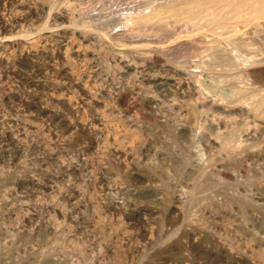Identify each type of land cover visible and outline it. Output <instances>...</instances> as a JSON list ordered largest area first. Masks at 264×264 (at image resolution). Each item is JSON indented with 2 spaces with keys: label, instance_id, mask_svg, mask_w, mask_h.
I'll return each mask as SVG.
<instances>
[{
  "label": "rangeland",
  "instance_id": "rangeland-1",
  "mask_svg": "<svg viewBox=\"0 0 264 264\" xmlns=\"http://www.w3.org/2000/svg\"><path fill=\"white\" fill-rule=\"evenodd\" d=\"M14 1L0 5L6 23L20 19L0 38V264H264V112L252 110L264 96V19L228 20L242 0L218 11L225 29L208 20L226 0L192 16L181 8L188 0ZM168 6L181 14L133 21ZM82 26L90 41H81ZM34 51L38 88L8 73ZM22 99L45 117H31ZM51 112L80 131L49 125Z\"/></svg>",
  "mask_w": 264,
  "mask_h": 264
},
{
  "label": "bare ground",
  "instance_id": "bare-ground-1",
  "mask_svg": "<svg viewBox=\"0 0 264 264\" xmlns=\"http://www.w3.org/2000/svg\"><path fill=\"white\" fill-rule=\"evenodd\" d=\"M14 1V0H13ZM13 1L12 0H6V4H8L9 6H10V4L12 5V3H13ZM25 1V0H24ZM51 1V0H50ZM53 1V0H52ZM51 1V2H52ZM56 1V0H55ZM204 1H206V0H188L187 2H183V5H184V7H181V8H185V10H186V13L184 12V11H182V15H183V12H184V15L185 16H192V14H195V13H197L199 10H201L202 9V7L203 6H206L208 3L209 4H212V2H211V0L209 1H206V3L204 2ZM236 0H226V2H224L222 5L220 4V1H218L219 3H217V4H219L218 6H217V11H215V13H211V17L209 18V20H208V22L209 23H214L215 24V22L217 23V22H219V20H220V18L217 16V15H219L218 14V11H220L222 8H225L226 7V5H228V4H231V6H232V3L233 2H235ZM1 2H2V0H0V5H1ZM15 2V1H14ZM17 3H21V2H18V0L16 1ZM178 2V1H177ZM214 2V1H213ZM223 2V1H222ZM221 2V3H222ZM3 3V2H2ZM5 3V2H4ZM16 3V4H17ZM48 3H50V2H48ZM161 3V2H160ZM240 4H238L237 5V7H236V9H235V12H234V14L231 16V19H228L226 16V18L228 19V20H242L243 22H251V21H254V22H257V20H259V19H264V0H242L241 2H239ZM22 4V3H21ZM46 4V3H45ZM55 4V3H54ZM57 4H58V1H57ZM171 4V3H170ZM180 4V3H179ZM209 4H208V8H209ZM216 4V2H214V5ZM69 5V4H68ZM68 5H66L64 8H63V10L62 9H60V13H62L61 12V10L64 12V14L65 15H68L69 17L70 16H72L73 14L71 13L72 12V7H69ZM173 5H175V4H173ZM213 5V4H212ZM221 5V6H220ZM234 5H235V3H234ZM9 6H7L6 5V7H9ZM18 6V5H17ZM23 6V5H22ZM159 6V5H158ZM75 7V6H74ZM156 7V6H155ZM161 7V6H160ZM162 7H164V6H162ZM177 7V6H176ZM188 7H189V9H188ZM206 7V10L208 9ZM5 8V7H4ZM11 8H13V7H11ZM11 8L9 9L8 8V10H11ZM15 8H16V6H15ZM35 8V7H34ZM41 8H43V7H41ZM41 8H40V10H41ZM59 8V7H58ZM61 8V7H60ZM144 8V7H143ZM233 8H234V6H233ZM5 9H7V8H5ZM74 9V8H73ZM214 9H215V7H214ZM13 10H15V9H13ZM30 10V9H29ZM49 11H50V9H48ZM180 10V7H178V9L176 10L175 9V6L173 7V6H168V7H166V8H160L159 10L157 9V10H153V11H150L149 13H142V15H140L136 20H134L133 19V21H136V23L137 24H143V25H146V24H149V23H151V22H153V21H161V20H163V19H165V18H175L176 17V15H177V13H180V12H176V11H179ZM234 10V9H233ZM232 10V11H233ZM2 11V10H1ZM1 11H0V38H5L6 36L5 35H7V31H8V27L10 28V30H11V28L13 29V27H15L16 25H17V23L20 21V19L18 18V16H16V15H13V17L11 18V23H6V21L4 20V18H3V15L2 14H4L3 12H2V14H1ZM16 11V10H15ZM17 11H19V10H17ZM54 11V10H53ZM141 11V10H140ZM139 11V12H140ZM13 11L11 10V14H14V13H12ZM32 12V11H31ZM43 12H44V10H43ZM142 12V11H141ZM146 12V11H145ZM203 12V11H202ZM28 13H29V11H28ZM34 13V12H33ZM6 15H7V13H5ZM4 14V15H5ZM8 14H9V12H8ZM181 14V13H180ZM21 15V14H20ZM24 15H26V14H24ZM36 14H34V16H35ZM75 15H77V14H75ZM130 15V14H129ZM139 15V14H138ZM183 15V16H184ZM8 16V15H7ZM26 17H27V15H26ZM30 17V16H29ZM177 17H179V15L177 16ZM194 17V16H193ZM197 17V16H196ZM228 17H230V16H228ZM9 18V19H10ZM24 18H25V16H24ZM189 18V17H188ZM192 18V17H191ZM191 18H189L188 20L190 21L191 20ZM6 19L8 20V17H6ZM31 19V18H30ZM117 19V18H116ZM131 19V18H130ZM130 19H129V21H130ZM172 19V20H173ZM185 18H183V20H184ZM19 20V21H18ZM24 20H27V18L26 19H24ZM24 20H22V18H21V21H24ZM32 20V19H31ZM51 19L49 18V21H50ZM132 20V19H131ZM171 20V21H172ZM179 20V19H178ZM182 20V19H181ZM187 20V21H188ZM205 20V19H204ZM81 21V20H80ZM128 21V20H127ZM166 22H169L168 20H165ZM177 21V20H176ZM195 21V20H194ZM206 21V20H205ZM46 22H47V20H46ZM157 22V23H158ZM200 22V21H199ZM207 22V23H208ZM20 23V22H19ZM50 23V22H49ZM56 23V22H55ZM68 23V22H67ZM186 23V22H185ZM220 23V22H219ZM218 23V24H219ZM45 25L44 26H39V27H43L42 29H43V31H44V33H48L49 31L51 32V30L50 29H53L54 27L52 26V28H50V27H48V25L46 24V23H44ZM54 24V23H53ZM74 24V23H73ZM72 24V25H73ZM128 23H126V25H127ZM131 24V23H130ZM137 24H135V26H133L132 28H134L135 27V29L138 27H136V25ZM163 24V23H162ZM183 24H184V22H183ZM257 24V23H256ZM256 24L254 25V26H256ZM31 25V24H30ZM43 25V24H42ZM52 25V23H50L49 24V26H51ZM55 25V24H54ZM58 25V24H57ZM75 25V24H74ZM84 25V24H83ZM86 25V24H85ZM121 25V24H120ZM139 25V26H140ZM159 25V24H158ZM178 25V24H177ZM20 26V25H19ZM87 26V25H86ZM86 26H82V28H78L79 29V31H81V34H80V36H81V41H82V39H85V37H86V35L87 34H89L90 32H91V30H90V32L88 33H86V31H88L87 30V28H86ZM160 26H161V24H160ZM163 26V25H162ZM165 26V25H164ZM219 26H221L220 28H223V29H225V25H222L221 23H220V25ZM76 27V26H75ZM104 27V26H103ZM208 27V26H207ZM15 28H17V26L15 27ZM14 28V29H15ZM20 28V27H19ZM37 28V27H36ZM94 28V27H93ZM140 28H141V26H140ZM139 28V29H140ZM199 28H202V27H199ZM229 28V27H228ZM14 29H13V31L12 32H14ZM18 29V28H17ZM28 29V28H27ZM40 29V28H39ZM38 29V30H39ZM59 29V28H58ZM68 29H69V27H68ZM73 29V28H72ZM129 29V28H128ZM131 29V28H130ZM142 29V28H141ZM191 29V28H190ZM195 29V28H194ZM231 29V28H230ZM233 29V28H232ZM231 29V30H232ZM235 29V28H234ZM16 30V29H15ZM35 30H37V29H35ZM66 30V29H65ZM77 30V29H76ZM101 30V29H100ZM198 30H200V29H198ZM229 30V29H228ZM17 31V30H16ZM24 31V30H23ZM31 31V30H30ZM54 31V30H53ZM63 31V30H62ZM67 31V30H66ZM78 31V32H79ZM129 31V30H128ZM131 31H132V29H131ZM134 31V30H133ZM140 31V30H139ZM144 31H146V30H144ZM147 31H148V29H147ZM146 31V32H147ZM196 31V30H195ZM7 32V33H6ZM11 32V33H12ZM27 32V31H26ZM39 32H40V30H39ZM99 32V31H98ZM142 32V31H141ZM188 32V31H187ZM224 32V31H223ZM6 33V34H5ZM28 33V32H27ZM74 33V32H73ZM121 33V32H120ZM137 33V32H136ZM193 33H194V31H193ZM192 33V34H193ZM212 33V32H211ZM218 33V32H217ZM9 34H10V32H9ZM25 34V33H24ZM23 34V35H24ZM33 34V33H32ZM34 34H36V33H34ZM70 34V33H69ZM91 34V33H90ZM99 34H100V32H99ZM104 34V33H103ZM167 34V33H166ZM187 34V33H186ZM190 34V33H189ZM195 34V33H194ZM197 34V33H196ZM202 34V33H201ZM220 34H222V33H220ZM16 35V34H15ZM28 35H30V33L28 34ZM28 35H24V39H21L22 41L24 40H26V38H28V37H26V36H28ZM41 35V34H40ZM39 35V36H40ZM72 35H74V34H72ZM71 35V37H73ZM75 35H77V34H75ZM78 35H79V33H78ZM93 35V34H92ZM119 35V34H118ZM122 35V34H121ZM120 35V36H121ZM10 36V35H9ZM31 36V35H30ZM33 36V35H32ZM31 36V37H32ZM37 36V35H36ZM79 36V37H80ZM115 36H117V35H115ZM144 36V35H143ZM153 36V35H152ZM170 36V35H169ZM235 36V35H234ZM14 37V36H13ZM30 37V38H31ZM78 37V36H77ZM78 37V38H79ZM88 37V36H87ZM86 37V39H88ZM96 37H99L97 34H96ZM95 37V38H96ZM105 37H107V36H105ZM109 37V36H108ZM145 37H146V35H145ZM158 37V36H157ZM190 37V36H189ZM199 37V36H198ZM33 38V37H32ZM34 38H35V36H34ZM93 37H91V40H93L92 39ZM94 38V39H95ZM133 38V37H132ZM132 38H131V40H132ZM236 38V37H235ZM71 39V38H70ZM74 38H72V40H73ZM103 39V38H102ZM108 39V38H107ZM112 39V38H111ZM115 39V38H114ZM126 39V38H125ZM135 39V38H134ZM2 40V39H1ZM0 40V41H1ZM11 40V39H10ZM9 39L8 40H5L4 42H7V43H10L11 41H10ZM33 40H37V39H33ZM33 40L31 39V41L33 42ZM41 40H43V39H41ZM89 41H90V39H88ZM87 40V41H88ZM97 40H98V38H97ZM149 40V39H148ZM168 40V39H167ZM228 40V39H227ZM233 40V39H232ZM31 41H30V44H31ZM86 41V42H87ZM125 41V40H124ZM195 41V40H194ZM213 41H215V40H213ZM221 41V40H220ZM222 41H223V38H222ZM231 41V40H230ZM236 41V40H235ZM16 42V41H15ZM18 42V41H17ZM36 42V41H35ZM99 42V41H98ZM103 42V41H102ZM125 42H127V41H125ZM139 42V41H138ZM3 43V42H2ZM12 43V42H11ZM63 43H64V41H63ZM85 43V42H84ZM89 43V42H88ZM110 43V42H109ZM108 43V44H109ZM128 43V42H127ZM133 43H134V40H133ZM140 43V42H139ZM237 43V42H236ZM18 44H19V42H18ZM26 44V43H25ZM28 44H29V39H28ZM48 44H49V42H48ZM93 44V43H92ZM129 44H131V43H129ZM128 44V45H129ZM135 44H137V43H134V45ZM141 44H143V43H141ZM145 44H147V43H145ZM144 44V45H145ZM215 44V43H214ZM239 44H240V42H239ZM243 44H244V42H243ZM13 45H16V43L15 44H13ZM120 45H123L122 43L120 44ZM127 45V46H128ZM131 45H133V44H131ZM134 45H133V47H134ZM140 45V44H139ZM158 45V44H157ZM173 45V44H172ZM17 46V45H16ZM31 46V45H30ZM44 46V45H43ZM118 46V45H117ZM137 46H138V44H137ZM143 46V45H142ZM162 46V45H161ZM67 48V50L68 51H71L72 53H74L76 56H83V54L84 53H82V48H81V44L79 45V44H77L76 42H74V41H67L65 44H64V48ZM87 47V46H86ZM90 47V46H89ZM132 47V48H133ZM143 47H145V46H143ZM238 47V46H237ZM10 48V47H9ZM12 48V47H11ZM25 48V47H24ZM27 48H28V46H27ZM31 48V47H30ZM29 48V49H30ZM117 48V47H116ZM138 49H141L142 47L141 46H138L137 47ZM168 48V47H167ZM170 48H171V46H170ZM210 48V47H209ZM55 49V48H54ZM56 49H57V47H56ZM86 49V48H85ZM129 49H131V48H129ZM144 49V48H143ZM212 49H213V47H212ZM4 50V49H3ZM46 50V49H45ZM58 50V49H57ZM56 50V51H57ZM134 50H135V48H134ZM167 50V49H166ZM207 50V49H206ZM236 50V49H235ZM24 51V50H23ZM48 51V50H47ZM55 51V52H56ZM65 51V50H64ZM129 51V50H128ZM169 51V50H168ZM216 51V50H215ZM59 52V51H58ZM122 52V51H121ZM130 52V51H129ZM128 52V53H129ZM131 52H132V50H131ZM142 52V51H141ZM146 52H147V50H146ZM149 52V51H148ZM166 52V51H165ZM11 53V52H10ZM57 53V52H56ZM135 54H136V52H134ZM159 53V52H158ZM47 54V53H46ZM51 54V53H50ZM53 54V53H52ZM138 54V53H137ZM141 54V53H140ZM142 54H143V52H142ZM141 54V55H142ZM160 54V53H159ZM42 55V54H41ZM45 55V54H44ZM48 55V54H47ZM108 55V54H107ZM118 55V54H117ZM145 55V53L143 54V56ZM147 55V54H146ZM145 55V56H146ZM37 56V53L34 51V52H30V53H26V54H21L20 55V57L19 58H17V61H15V60H13V61H15V62H13L12 63V67H11V69H12V71H10V72H8L7 70V72L10 74V75H13L14 77H17V79H18V81L21 83V85L23 86H27V87H34V88H38V87H43V85H42V83H40V81H38V79H35V78H37V76H38V74H39V70H38V68H37V65L34 63V61H33V58H35ZM60 56V55H59ZM67 56V55H66ZM66 56H64V58L66 57ZM138 56H139V54H138ZM153 56H154V54H153ZM169 56V55H168ZM54 57V56H53ZM56 57V56H55ZM58 57V56H57ZM108 57V56H107ZM124 56H122V58H123ZM149 57V56H148ZM156 57V56H155ZM228 57V56H227ZM42 58H45V57H42ZM62 58H63V56H62ZM63 58V59H64ZM113 58V57H112ZM122 58L120 57V55H118V56H114V59L116 60V61H118V62H120L121 64H122V62L124 61V63H125V59L122 61ZM125 58V57H124ZM137 58V57H136ZM141 58V57H140ZM144 58V57H143ZM153 58V57H152ZM14 59V58H13ZM36 59V58H35ZM39 59H41V57L40 58H38V60ZM49 59V58H48ZM50 59H52V57H50ZM54 59V58H53ZM66 59H67V57H66ZM72 59H74L73 57H72ZM145 60H146V58H144ZM154 59V58H153ZM162 59H165V58H162ZM41 60H43V59H41ZM57 60V59H56ZM55 60V61H56ZM65 60V59H64ZM85 60V59H84ZM113 60V59H112ZM137 60H139V59H137ZM160 60V59H159ZM49 61V60H48ZM47 61V62H48ZM78 61V60H77ZM142 61H144V60H142ZM153 61V60H152ZM157 61V60H156ZM37 62H39V61H37ZM52 62V61H51ZM54 62V61H53ZM106 62V61H105ZM112 62V61H111ZM7 63V62H6ZM11 63V62H10ZM9 63V64H10ZM55 63V62H54ZM116 63V62H115ZM127 63V62H126ZM125 63V64H126ZM129 63V62H128ZM137 63V62H136ZM142 63V62H141ZM140 63V64H141ZM153 63V62H152ZM151 63V64H152ZM49 64V63H48ZM47 63H46V65H48ZM108 64V63H107ZM114 64V63H113ZM124 64V65H125ZM133 64H134V62H133ZM154 64V63H153ZM7 65H8V63H7ZM51 65H53V64H51ZM56 65V64H55ZM116 65V64H115ZM118 65V64H117ZM117 65L115 66V67H117ZM129 65H131V64H129ZM236 65V64H235ZM9 66V65H8ZM8 66L6 67V68H8ZM42 66V65H41ZM77 66V65H76ZM133 66V65H132ZM131 66V67H132ZM140 66V65H139ZM143 67H145V66H147V64L144 66V62H143V65H142ZM160 66V65H159ZM178 66V65H177ZM184 66V65H183ZM49 67V66H48ZM127 67V66H126ZM5 68V67H4ZM40 68V67H39ZM54 68V67H53ZM122 68V67H121ZM128 68V67H127ZM140 68V67H139ZM149 68V67H148ZM147 68V69H148ZM19 69H28L29 71H30V75L29 76H25L24 74H23V72H21V70L19 71ZM46 69V68H45ZM45 69H42L41 71V73H43L44 72V70ZM82 69V68H81ZM117 69V68H116ZM133 69H137V67H135L134 66V68ZM142 69V68H141ZM143 69H145V68H143ZM154 69V68H153ZM152 69V70H153ZM48 70H49V68H48ZM52 70V69H51ZM118 70V69H117ZM116 70V71H117ZM128 70V69H127ZM46 71V70H45ZM50 71V70H49ZM67 70H65V72H66ZM69 71V70H68ZM67 71V73H69ZM121 71H123V70H121ZM139 71V70H138ZM148 71V70H147ZM155 71V70H154ZM129 72H130V70H129ZM135 72H136V70H135ZM145 72H146V70H145ZM6 73V72H5ZM26 73H27V71H26ZM46 73V72H45ZM144 73V72H143ZM164 73V72H163ZM162 73V74H163ZM51 74H53L52 72H51ZM57 74V72L56 73H54L53 75H56ZM58 74H60V72H58ZM142 74V73H141ZM145 74V73H144ZM143 74V75H144ZM27 75V74H26ZM132 75V74H131ZM138 75V74H137ZM152 75H154V74H152ZM173 75V74H172ZM7 76V75H6ZM69 77H70V74L68 75ZM134 76V75H133ZM140 76V75H139ZM147 76V75H146ZM155 76V75H154ZM154 76H152L151 78H149V79H147L148 81L149 80H154L155 78H154ZM163 76V75H162ZM9 77V76H8ZM12 77V76H11ZM49 77V76H48ZM64 77V76H63ZM63 77H61L60 79H59V81H57V82H59V83H61V81H62V78ZM69 77H67V79L69 78ZM143 77V76H142ZM160 77V76H159ZM179 77V76H178ZM44 78V77H43ZM47 78V77H46ZM45 78V79H46ZM54 78L56 79V77L54 76ZM59 78V77H58ZM65 78V77H64ZM82 78V77H81ZM135 78V77H134ZM148 78V77H147ZM14 79V78H13ZM16 79V78H15ZM160 79V78H159ZM40 80V79H39ZM76 80V79H75ZM80 80V79H79ZM118 80V79H117ZM144 80V79H143ZM18 81H16V83L18 82ZM51 81V80H50ZM142 81V80H141ZM151 81H150V83H151ZM175 81V80H174ZM18 82V83H19ZM51 82H53V81H51ZM55 82V81H54ZM64 82V81H63ZM79 82V81H78ZM78 82H77V84H78ZM136 82V81H135ZM154 82V81H153ZM184 82V81H183ZM200 82V81H199ZM253 82V81H252ZM56 83V82H55ZM54 83V84H55ZM66 83V82H65ZM68 83V82H67ZM144 83H146V82H144ZM180 83V82H179ZM50 85H51V83H49ZM63 84V83H62ZM62 84H58V85H62ZM69 84V83H68ZM75 84V83H74ZM148 84V83H147ZM45 85H46V83H45ZM58 85H57V87H58ZM64 85V84H63ZM157 85V84H156ZM247 85V84H246ZM259 85V84H258ZM56 86V85H55ZM55 86H53V87H55ZM70 86V85H69ZM72 86V85H71ZM77 86V85H76ZM80 86H81V84H80ZM93 86H94V84H93ZM148 86V85H147ZM51 87V86H50ZM56 87V88H57ZM143 87V86H142ZM145 87V86H144ZM247 87V86H246ZM52 88V87H51ZM64 88H66V87H64ZM69 88V87H68ZM76 88V87H75ZM81 88V87H80ZM83 88V87H82ZM85 88V87H84ZM147 88V87H146ZM149 88V87H148ZM241 88V87H240ZM240 88H239V90H240ZM26 89V88H25ZM32 88H30L29 90H31ZM50 89V88H49ZM59 89H60V87H59ZM73 89V88H72ZM144 89V88H143ZM247 88H245V90H246ZM254 89V88H253ZM35 90V89H34ZM47 90V89H46ZM51 90V89H50ZM53 90H54V88H53ZM71 90V89H70ZM75 90V89H74ZM189 90H190V88H189ZM41 91H43V89L41 90ZM64 91H65V89H64ZM195 91V90H194ZM35 92H37V91H35ZM60 92V91H59ZM61 92H63L62 90H61ZM66 92V91H65ZM64 92V93H65ZM78 92V91H77ZM46 93V92H45ZM68 93V92H67ZM237 93V92H236ZM28 94V93H27ZM47 94V93H46ZM52 94V93H51ZM56 94V93H55ZM26 95V94H25ZM31 95V94H30ZM53 95V94H52ZM51 95V96H52ZM240 95H241V93H240ZM34 96H35V94H34ZM49 96H50V93H49ZM260 96V95H259ZM217 97V96H216ZM9 98V97H8ZM8 98H5V99H3L2 100V102H5V101H7L8 102V100L10 99H8ZM13 98V97H12ZM17 98V97H16ZM14 99H15V97H14ZM23 99H25L26 100V98L24 97ZM22 99V100H23ZM119 99V98H118ZM237 99V98H236ZM12 100V99H11ZM20 100V99H19ZM86 100V99H85ZM16 101V100H15ZM255 101V100H254ZM23 102H24V100H23ZM90 102V101H89ZM227 102H229L228 100H227ZM1 103V102H0ZM9 103H11V102H9ZM84 103V102H83ZM124 103V102H123ZM122 103V104H123ZM230 103H233V102H230ZM255 103V104H254ZM16 104V103H15ZM37 104V103H36ZM36 104H34V103H28V102H24L23 104H22V107H23V109H24V111L25 112H29L30 113V116L32 117H35V116H43V117H45L44 116V114H45V112L44 111H42V110H40L38 107H37V105ZM252 104V103H251ZM250 104V105H251ZM1 105V104H0ZM9 105V104H8ZM11 105V104H10ZM124 105V104H123ZM231 105V104H230ZM19 106H20V104H19ZM254 106V107H253ZM253 111H255V112H257V111H261V112H264V96H261V98H258L257 100H256V102H253ZM8 108V107H7ZM189 108V107H188ZM188 108H186V109H188ZM224 108V107H223ZM240 108H241V106H240ZM17 109V108H16ZM22 109V110H23ZM227 109V108H226ZM225 108H224V110H226ZM230 109V108H229ZM228 109V110H229ZM21 110V109H20ZM21 110V111H22ZM185 110V109H184ZM183 109H182V111H184ZM251 110V111H252ZM188 111V110H187ZM207 111V110H206ZM227 111V110H226ZM23 112V111H22ZM250 112V111H249ZM260 112V113H261ZM139 113V112H138ZM181 113V112H180ZM186 113H188L191 117L194 115V113L192 112V110H189L188 112H186ZM25 114V113H24ZM27 114V113H26ZM75 114V113H74ZM184 115V114H182V115H184V116H189V115ZM78 115V114H77ZM234 115V114H233ZM255 115V114H254ZM262 116H263V113L261 114ZM24 116V115H23ZM27 116V115H26ZM189 116V117H190ZM25 117V116H24ZM30 117V118H31ZM72 117V116H71ZM71 117H69V118H71ZM74 117H76V116H74ZM26 118V117H25ZM29 117H27V119H28ZM29 118V119H30ZM47 118V117H46ZM77 118V117H76ZM184 118V117H183ZM193 118V117H192ZM191 118V119H192ZM82 119V118H81ZM95 119V118H94ZM187 119H189V118H187ZM194 119V118H193ZM192 119V120H193ZM34 120H35V118H34ZM48 120H49V125H53L54 126V124L56 123V122H62V124L64 125V127L66 128V130H69V129H71V130H73L74 128H78V127H80L81 128V124H80V122H77V121H74V120H69V121H65V120H63V121H61V119H60V117L58 118V116L56 115V114H54L53 112H51V114L49 115V117H48ZM77 120V119H76ZM87 120V119H86ZM85 120V121H86ZM98 120V119H97ZM163 120V119H162ZM191 120V121H192ZM196 120V119H195ZM40 121H42V120H40ZM84 121V120H83ZM89 121V120H88ZM91 121V120H90ZM183 121V120H182ZM194 121V120H193ZM43 122V121H42ZM47 122V121H46ZM45 123V122H44ZM86 123V122H85ZM88 123V122H87ZM193 123V122H192ZM31 124H32V122H31ZM93 124V123H92ZM188 124V123H187ZM230 124V123H229ZM42 125V124H41ZM48 125V124H47ZM86 125V124H85ZM84 125V126H85ZM257 125V124H256ZM59 126V125H58ZM57 126V128H59ZM91 126H93V125H91ZM95 126V125H94ZM37 127V126H36ZM61 127H62V125H61ZM60 127V128H61ZM83 127V126H82ZM183 127V126H182ZM186 127V126H185ZM53 128H56V127H53ZM80 128H78L79 129V131H80ZM89 128H90V126H89ZM17 129V128H16ZM82 129H84V128H82ZM81 129V130H82ZM88 129V128H87ZM86 129V130H87ZM92 129V128H91ZM235 129V128H234ZM53 130V129H52ZM55 130V129H54ZM238 130V129H237ZM255 130V129H254ZM25 131V130H24ZM246 131V130H245ZM257 130H255V132H256ZM46 132V131H45ZM48 132V131H47ZM50 132V131H49ZM69 132V131H68ZM71 132V131H70ZM73 132H74V130H73ZM238 132V131H237ZM236 132V133H237ZM258 132V131H257ZM263 132V131H262ZM64 133H66V132H64ZM77 132H74V134H76ZM78 133H80V132H78ZM209 133V132H208ZM48 134V133H47ZM83 134H84V132H83ZM145 134V133H144ZM223 134V133H222ZM238 134V133H237ZM107 135V134H106ZM113 135V134H112ZM111 135V136H112ZM239 135V134H238ZM84 136V135H83ZM115 137V136H114ZM240 137V136H239ZM78 139L77 140H80L79 139V137H77ZM238 137H236V139H237ZM3 139V138H2ZM6 139H8V138H6ZM10 139V138H9ZM115 139V138H114ZM137 140H139L138 139V137L136 138ZM135 139V140H136ZM141 139V138H140ZM212 139V138H211ZM232 139V138H231ZM87 140H88V138H87ZM111 140V139H110ZM228 140V139H227ZM238 140V139H237ZM246 140V139H245ZM2 142H3V140H1ZM4 141H6V140H4ZM76 141V140H75ZM82 141H84L83 139H82ZM105 141V140H104ZM106 141H107V138H106ZM116 142H117V140H115ZM206 141V140H205ZM211 141V140H210ZM210 141H209V143L208 144H210ZM212 141H214L213 139H212ZM1 142V143H2ZM7 142H8V140H7ZM86 142V141H85ZM144 141H142V144H144L143 143ZM207 142V141H206ZM241 142V141H240ZM239 142V143H240ZM264 142V141H263ZM9 143H11V141H9ZM72 143V142H71ZM71 143H70V145H71ZM108 143V142H107ZM106 143V144H107ZM141 143V142H140ZM217 143V142H216ZM215 143V144H216ZM67 144V143H66ZM105 144V143H104ZM142 144L139 146V147H141L142 146ZM214 144V143H213ZM214 144V145H215ZM228 144H230L229 142H228ZM234 144V143H233ZM250 144V143H249ZM6 145V144H5ZM136 145V144H135ZM137 145H138V143H137ZM137 145H136V147H137ZM213 145V146H214ZM217 145V144H216ZM259 145V144H258ZM258 145H257V147H258ZM11 146H12V144H11ZM59 146V145H58ZM77 146V145H76ZM206 146H208V145H205V147ZM212 146V145H211ZM213 146H212V148H213ZM222 147V146H221ZM224 147V146H223ZM209 148H210V146H209ZM208 148V149H209ZM215 148V147H214ZM213 148V149H214ZM218 148H220V147H218ZM253 148V147H252ZM82 149V148H81ZM207 149V148H206ZM217 149V148H216ZM221 149V148H220ZM227 149V148H226ZM212 150V149H211ZM237 150V149H236ZM235 150V151H236ZM137 151V150H136ZM218 151V150H217ZM113 152V151H112ZM220 152V151H219ZM237 152V151H236ZM257 152V151H256ZM115 153L117 154V156L121 159V157H123V158H126L127 157V154L125 155L124 153H122V152H119V150L118 151H116L115 150ZM215 153V152H214ZM241 154V153H240ZM219 155V154H218ZM115 156V155H114ZM116 156V157H117ZM142 156V155H141ZM122 158V159H123ZM119 159V160H120ZM224 159V158H223ZM251 161V160H250ZM123 162V161H122ZM125 162V161H124ZM204 163V162H203ZM175 164V163H174ZM177 164V163H176ZM248 166V165H247ZM208 169V168H207ZM41 184V183H40ZM48 188V187H47ZM143 212V211H142ZM247 216V215H246ZM242 229V228H241ZM240 234V233H239ZM143 235V234H142ZM141 235V236H142ZM144 236V235H143ZM142 236V237H143ZM240 236V235H239ZM249 237V236H248ZM246 239V238H245ZM250 239V238H249ZM255 244V243H254ZM262 252V251H261ZM258 254V253H257ZM194 255V254H193ZM232 258H234V257H232ZM237 258V257H236ZM238 259H239V257H238ZM238 259H236L237 261H238Z\"/></svg>",
  "mask_w": 264,
  "mask_h": 264
}]
</instances>
